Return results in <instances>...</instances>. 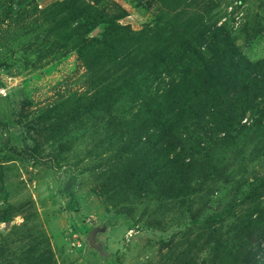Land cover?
Wrapping results in <instances>:
<instances>
[{
	"label": "rangeland",
	"instance_id": "obj_1",
	"mask_svg": "<svg viewBox=\"0 0 264 264\" xmlns=\"http://www.w3.org/2000/svg\"><path fill=\"white\" fill-rule=\"evenodd\" d=\"M75 1L0 0V264H264V0Z\"/></svg>",
	"mask_w": 264,
	"mask_h": 264
},
{
	"label": "trees",
	"instance_id": "obj_2",
	"mask_svg": "<svg viewBox=\"0 0 264 264\" xmlns=\"http://www.w3.org/2000/svg\"><path fill=\"white\" fill-rule=\"evenodd\" d=\"M69 2L72 4L74 2H76L75 0H69ZM89 22H91V25H96L97 22H99L98 18L94 19H89ZM115 22V21H113ZM116 23V22H115ZM238 67V66H237ZM240 71V70H239ZM175 162V161H174ZM143 178V177H142ZM141 177L135 175V174H132L131 176V181L134 182L135 184H137V187H141L142 186L144 187V184H143V179ZM140 180V181H139ZM77 182L76 180H69L65 186L63 188L60 189V191L62 193H66L67 195H69V204H70V207L74 210H76L79 206H80V203H79V200H78V197H77V194H76V191H75V186H76ZM142 185V186H141ZM172 185V184H171ZM215 218V217H214ZM207 225L209 227L212 226L211 222H208L207 221Z\"/></svg>",
	"mask_w": 264,
	"mask_h": 264
},
{
	"label": "water",
	"instance_id": "obj_3",
	"mask_svg": "<svg viewBox=\"0 0 264 264\" xmlns=\"http://www.w3.org/2000/svg\"><path fill=\"white\" fill-rule=\"evenodd\" d=\"M95 235H96V229H93L90 232V242H91V244L94 245V246H97L99 248H102V244L96 243V237H95Z\"/></svg>",
	"mask_w": 264,
	"mask_h": 264
}]
</instances>
